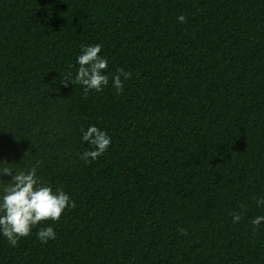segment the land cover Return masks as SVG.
I'll return each mask as SVG.
<instances>
[{"label": "trees", "instance_id": "16d2710c", "mask_svg": "<svg viewBox=\"0 0 264 264\" xmlns=\"http://www.w3.org/2000/svg\"><path fill=\"white\" fill-rule=\"evenodd\" d=\"M95 44L110 84L86 96ZM90 125L112 142L86 163ZM38 162L75 207L0 236V264H264V0H0V167Z\"/></svg>", "mask_w": 264, "mask_h": 264}, {"label": "clouds", "instance_id": "9594fccd", "mask_svg": "<svg viewBox=\"0 0 264 264\" xmlns=\"http://www.w3.org/2000/svg\"><path fill=\"white\" fill-rule=\"evenodd\" d=\"M177 20L183 23L185 17L178 16ZM101 51L100 44L81 45L80 54L76 57L79 67L74 79L83 87L86 96L90 91L102 92L110 84L106 71L108 60L100 55ZM131 75V72L123 68L117 69V73L111 78V87L117 94L123 93L124 81ZM63 80L72 83L70 79ZM82 142L92 145V150L83 152L80 157L87 163L95 161L108 150L112 137L96 125H90L86 130L82 129ZM38 167L39 162L26 171L14 172L10 167H0V176H11L10 183L4 185L0 192V236L6 239L12 248H15L22 238L30 236L33 229L42 222H59L66 210L75 207V202L68 193L62 189L54 191L51 186L42 182ZM256 205L258 208H264V196L256 199ZM241 218V214L232 213L233 223H238ZM251 223L254 230L260 228L264 225V215H257ZM35 234L42 244L56 239L52 226L41 227Z\"/></svg>", "mask_w": 264, "mask_h": 264}]
</instances>
